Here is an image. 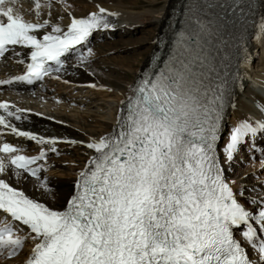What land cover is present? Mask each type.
<instances>
[{
	"label": "snow or ice",
	"instance_id": "snow-or-ice-1",
	"mask_svg": "<svg viewBox=\"0 0 264 264\" xmlns=\"http://www.w3.org/2000/svg\"><path fill=\"white\" fill-rule=\"evenodd\" d=\"M13 3L0 0V60L23 56L18 63H30L25 74L0 86L59 79L73 56L82 67L92 50L85 55L77 46L109 28L108 17L115 15L100 7L87 18H72L64 30L49 20L26 21ZM40 7L37 2V17ZM204 31L198 23L188 36L181 34L164 68L130 89L112 132L83 145L95 155L78 173L63 210L15 186L32 179L55 199L40 162L57 151V139L20 130L13 121L26 120V110L0 102V259L17 257L30 238L34 246L25 264H253L245 245L264 264V198L249 210L223 167L249 137L264 136V120L230 128L221 159L218 142L230 93L228 79L200 42ZM259 32L258 40L264 21ZM9 134L35 142L39 155L5 142ZM17 222L26 235L18 234L23 228Z\"/></svg>",
	"mask_w": 264,
	"mask_h": 264
},
{
	"label": "bare ground",
	"instance_id": "bare-ground-1",
	"mask_svg": "<svg viewBox=\"0 0 264 264\" xmlns=\"http://www.w3.org/2000/svg\"><path fill=\"white\" fill-rule=\"evenodd\" d=\"M30 1L35 4L37 2L40 3L39 17L30 9V6H24L25 4L29 5ZM177 2L178 0H165L160 7H157L156 4H150L151 6L146 9L137 10L135 8L136 4L131 3L129 0H127V2L123 0H51L50 4L49 1L46 3V0H24L23 2L20 1L21 8L23 9L21 10H25L28 16L26 17L21 14L19 9L15 6L14 11L22 15V17L29 22H36L37 20L43 22L44 20H49L51 24L59 25L66 30L72 18H87L91 13L98 12L99 8L103 7L107 12L114 13L115 15L108 17L109 28L97 30L93 33L97 36H105V34L113 35L119 30L126 34H131V30H135L138 23H143L147 19L157 27V34H161L167 27L168 16ZM259 8L261 12H264V2H262V0H260ZM136 30L139 31V28ZM47 31H50V29ZM157 34L152 33L151 40L156 38ZM257 36H260L258 29H256L250 37V44L247 50L250 56L256 55V52L261 50L262 53L260 55H262V62L260 65L263 68L261 71H251V62L253 59H248L247 62L242 64L240 77L231 93L228 105L225 108L223 129L226 127V122H229V128H232L245 120L248 122L264 120V114L262 115L261 112V109L264 108V101L260 99V95L252 90V86H249L253 84L255 89L258 88V90L262 89L264 86V38L258 40ZM155 47L156 45L152 42L149 46V50L153 51ZM88 48H91L92 53L88 56L87 63L82 67H77L76 65L79 61L77 58L72 57L67 61V71L60 73V78L58 80L50 79L48 83L41 85L45 86L44 90L40 88L38 90L39 92L34 91L31 93L19 91L16 86L2 89L0 87V102H8L10 105L24 110L27 108L31 109V112L27 113L26 110L25 113L31 123L13 121L20 130L30 131L33 134L46 138H56L58 143H56L54 147L57 149V156H60V153L63 154V152L68 154L72 152L71 149L77 151L76 158H69L64 155L60 159L55 160L54 157L50 158L48 156L46 162H40L45 168V171H43L41 175L55 191V199L47 193L40 191L35 186V181L32 179L15 185L22 188L29 197L44 202L57 210H63L66 207L67 199L70 198L71 194L74 192L78 173L84 170L87 161L90 157L95 155L92 150L87 149L83 145L87 144L92 139H99L112 132L116 127L117 118L121 114V110L126 107L127 98L131 95L130 89L137 83V79L145 66L149 63L147 59L142 66L136 68L134 64L128 67L126 66L133 72L134 77L129 79L124 87L115 88L111 83H107L94 75V73H96L101 76L105 73L103 72V68L106 62L96 59L104 54V52L100 51L103 47L98 46L97 49L99 51H95V47H86L83 51L85 55H88ZM112 49L114 50V48L108 50ZM22 58L23 56L14 57L15 60ZM95 59L96 61L92 62ZM96 64L99 66L96 67ZM3 67V70L0 72V80H2L5 75L20 72L22 64L6 60ZM105 67L107 68V66ZM141 68L143 69L140 70ZM107 69L110 70L109 68ZM100 85H104L105 88ZM111 86L113 87L111 88ZM243 93H246V95L242 96ZM24 96H28L29 99L32 100L26 101L21 99ZM253 103L258 105L256 109L253 107ZM40 113H46L47 117L39 118L38 115ZM21 123L27 126L37 125L38 127L35 129L27 128ZM18 125H22L24 128ZM45 125L48 127L51 126L55 133L50 134L45 131ZM2 139L5 142L25 147L26 149L23 153L25 155H39L40 146L36 145L33 141H29L25 138H17L14 135L3 136ZM69 141H75V143H69ZM50 147L51 146L47 144L43 145L45 150L50 149ZM218 151H220V156L222 155L223 157L222 149H218ZM84 152H88V154L82 157L80 154ZM51 153V151H48V154ZM234 160L235 159H233L231 163H224L223 167L225 169V179L230 182L233 190L239 194L243 193L242 190H246V188L250 186L244 173L238 176L231 175L230 171L235 164ZM255 172V178L261 177L264 180L263 172ZM231 181L234 182L232 183ZM70 184L73 186H70ZM256 190H254V188L251 190L256 194V196H250L251 199L244 198L243 196L239 197L240 202L245 204L251 211L257 207L256 202L264 198V190L260 187H257ZM249 202L252 203L249 204ZM26 233L27 230L23 228V231H20L18 234L24 236ZM237 239L241 240L239 237H237ZM241 243H243L242 240ZM33 246L34 241L30 238L27 239L22 251L17 257L11 260L0 259V264H25L26 258L30 254ZM256 256L257 254L252 255L253 262L254 264H259Z\"/></svg>",
	"mask_w": 264,
	"mask_h": 264
},
{
	"label": "rangeland",
	"instance_id": "rangeland-1",
	"mask_svg": "<svg viewBox=\"0 0 264 264\" xmlns=\"http://www.w3.org/2000/svg\"><path fill=\"white\" fill-rule=\"evenodd\" d=\"M48 1L49 0H46V3H48ZM123 1L127 2V0H123ZM129 1L133 4H136L135 8L137 10H143V9H146L149 6H151L150 4H152V5L156 4L157 7H160L165 0H129ZM29 5H27V6H29ZM31 5H32V7H35V4L31 3ZM25 6H26V4H25ZM17 7L19 8V5ZM19 10H20V12L25 13V10L22 11L21 7L19 8ZM147 18H149V17H147ZM262 18L264 19V17H262ZM149 21L150 20L147 19L143 23H138V25H136L135 30H131V32H132L131 34H126L123 31L121 32V30H119L118 32H116L113 35H106V34H105V36L93 35L92 40L95 42H91V47L92 48L95 47L96 49L94 48V50L99 51L97 49L98 46L99 47L102 46L103 48L100 51L104 52L103 55H100L101 58L98 57L96 59H98L99 61L103 60V62H106V63H104V65L110 69V70H108L104 66L103 72H105V73L101 76L99 74H96V75H98L102 79L104 78L103 80L105 82L111 83L115 88L124 87L128 83L129 79H132L134 77L133 72L131 70H129L127 67L130 66L131 64L132 65L134 64L135 65L134 67L136 68L138 66H142L147 61V59L149 60L148 56L152 52V50H149V46L151 45V43L154 40V39L151 40L152 33L157 34V32H158L157 27H155L154 23H151ZM138 28H139V31L136 30ZM158 35L159 34H157V36ZM157 36H156V38H157ZM111 48H114V50L113 49L108 50ZM261 53H262L261 50H258L256 52V55L251 56V60L253 59L251 62V70L254 72L255 71H261L263 68L260 65V63L262 62V60H261L262 55H260ZM96 59L92 62H95ZM104 60H106V61H104ZM97 64H99V63H97ZM97 64H96V67L100 65V64L99 65H97ZM101 66H103V65H101ZM142 69L143 68H141L140 70H142ZM113 86H111V88ZM250 86H252V88L254 87L253 84ZM245 95H246V93L242 94V96H245ZM24 123H26V122H24ZM230 124H231V122H230ZM45 127H48V126L45 125ZM45 129H46L45 131H47V128H45ZM48 129H49V127H48ZM229 129H230L229 128V122H226V127L223 129V132L228 133ZM54 133L51 132V134H54ZM71 150H72V152H70L68 154H65L64 152H63V154H61L58 150V152L60 153V157L59 158L54 157V159L58 160L61 157H63L64 155L66 157H69V158H71V157L76 158V154H77L76 152L77 151L74 149H71ZM87 154H88V152H84L80 155L83 157V156H86ZM222 159H223V157H222ZM241 165L245 167V168L241 169L242 170L241 172L246 173L248 178L250 176H252L251 173L255 174L256 173L255 171H257V168H258V167H256V166H258L257 164H252L251 170H253V171L251 172V170L247 171V169H246L247 167H250L249 163L243 162ZM235 168L236 167H233V170ZM232 173L234 174V171ZM254 179L256 180L257 178H254ZM254 182H255L254 180L249 178L248 184L250 187L246 188L247 193L250 194L251 196L252 195L256 196V194L251 191V190H253V188H254V190H256L257 187H260L264 190V185H260V184L255 185V184H253ZM70 186H73V185L70 184ZM249 188H250V190H249ZM249 199H251V198L249 197Z\"/></svg>",
	"mask_w": 264,
	"mask_h": 264
}]
</instances>
